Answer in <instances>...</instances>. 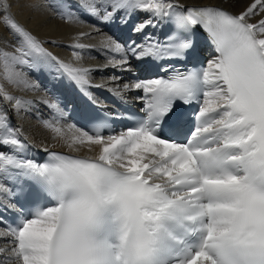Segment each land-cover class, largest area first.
I'll return each instance as SVG.
<instances>
[{
  "label": "snow or ice",
  "instance_id": "1",
  "mask_svg": "<svg viewBox=\"0 0 264 264\" xmlns=\"http://www.w3.org/2000/svg\"><path fill=\"white\" fill-rule=\"evenodd\" d=\"M175 7L165 0H91L85 7L97 16L103 9L104 21L129 8L173 18L180 34L163 48L132 42L125 49L109 37L108 47L124 53L122 67L128 52L138 60L163 53L186 56L195 49L188 34L195 26L207 32L218 55L204 70L136 82V89L151 94L147 120L118 135L105 138L100 134L105 125L87 102L79 104L80 118L98 132L82 129L69 147L100 145L95 160L53 154L41 164L0 153V175L14 169L21 180L19 192L0 184V194H8L0 207L20 211L17 196L31 205L10 229L11 251L22 264H264V19L247 22L264 12V0H254L239 16L212 7L176 13ZM0 21L18 39L24 37L19 55L2 49L0 55L21 64L32 51L50 56L4 11ZM71 73L70 81H83L79 70ZM201 95L199 123L189 133L181 105ZM3 97L13 99L6 92ZM0 131L6 133L0 145L23 147L10 138L15 130L6 118ZM48 199L54 206L41 205Z\"/></svg>",
  "mask_w": 264,
  "mask_h": 264
},
{
  "label": "bare ground",
  "instance_id": "2",
  "mask_svg": "<svg viewBox=\"0 0 264 264\" xmlns=\"http://www.w3.org/2000/svg\"><path fill=\"white\" fill-rule=\"evenodd\" d=\"M9 1L11 2L8 4ZM9 1L3 0V8H0V11H4L5 15L33 37L46 53H50V56H46L32 51L30 55L22 57L27 60V63L23 64L14 60L12 55L7 57L0 55V90H2L0 92V120L6 118L7 123L15 130L14 136L10 138H18L23 145L32 142L42 148L100 155V145L85 143L69 147L70 138L79 136L81 131L67 124L58 117L57 113L51 114L50 110L55 111L56 106L40 84L42 74L38 73L44 69H55L60 72L64 69L79 70L80 75L88 73L95 81H107L110 87L124 85L120 76L111 74L110 66L113 63L118 68L122 66L109 55L108 49H111L108 47L109 36L100 26H95L88 20L91 14L85 10V7L91 0ZM165 2L216 4L242 14L254 0H165ZM96 3H111V0H96ZM12 4L17 5V16L20 15L18 16L20 19L12 14L11 9L16 7ZM98 11L101 14L103 9H98ZM65 12H71V16L62 15ZM142 12L144 16H154L150 12ZM261 19H264V12L252 15L247 20L258 24ZM23 40L22 34L18 39L17 35L0 21V49L3 52L19 55L16 49L21 47ZM98 52L104 54L107 59L98 58ZM90 58H92L91 61H88ZM54 61L60 62L61 65ZM133 85L134 83L130 84L132 88H134ZM4 92L13 99L4 98ZM17 100L21 102L19 105H17ZM55 128H60L61 132L57 133ZM3 135L6 133L0 131V136ZM13 149L23 148L0 145V153L8 156L13 153ZM6 235L3 230H0V254L6 253L10 248L9 242L2 239ZM0 264L19 263L1 256Z\"/></svg>",
  "mask_w": 264,
  "mask_h": 264
},
{
  "label": "rangeland",
  "instance_id": "3",
  "mask_svg": "<svg viewBox=\"0 0 264 264\" xmlns=\"http://www.w3.org/2000/svg\"><path fill=\"white\" fill-rule=\"evenodd\" d=\"M8 1H9V0H8ZM10 2H11V1H9L8 4H9ZM12 6H13V7L16 6L14 9H13V8L11 9V10H12V14H13L16 18H19L18 16H20V15L17 16V12H18V10H17V5L12 4ZM9 9H10V8H9ZM19 19H20V18H19ZM91 59H92V58H90V60H88V61H91Z\"/></svg>",
  "mask_w": 264,
  "mask_h": 264
}]
</instances>
